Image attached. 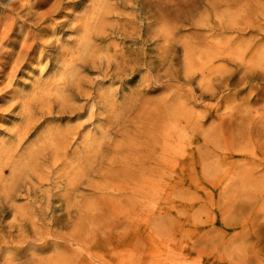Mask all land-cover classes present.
I'll return each mask as SVG.
<instances>
[{
  "label": "rangeland",
  "instance_id": "rangeland-1",
  "mask_svg": "<svg viewBox=\"0 0 264 264\" xmlns=\"http://www.w3.org/2000/svg\"><path fill=\"white\" fill-rule=\"evenodd\" d=\"M154 1L147 0L148 4L144 7H142L141 0H131L124 4L113 0L108 1L112 8H108V12L103 14L104 9L101 6L99 19L94 17L95 29H93L96 33L91 35V39L85 47H82L83 41L79 39L81 35L71 31V24L64 27L55 26L54 23L43 25L46 26L49 34H55L62 45L71 51L66 58L72 57L76 60L67 74L78 75L75 77L82 82L83 90L89 92L90 96L86 99L80 97L73 103L75 107L85 106L83 112H80V116L71 118L66 116L62 120H55V117L49 116H44L41 119L40 116H37L40 126L30 132L31 137L25 141L22 148L35 144L33 148L36 149L49 144L52 145L53 150L57 149V141L60 138L56 134L57 130L66 132L68 129L79 125H85V128L78 129L75 134H72L75 139L72 140L74 143L68 146L69 153L67 155L69 158L73 156L72 150L80 152L83 145L87 144L86 149L96 146L101 135L96 133L95 128L105 124L102 117L97 115V113L100 115L103 112L102 107H100L102 102L100 101L101 105L97 104L98 106H96L94 101L95 99L97 101L98 95L105 98L103 95L105 94L107 100L116 104L115 115H118L120 124L137 116L143 107L144 110L150 108L158 126L164 121L163 119L168 120V116L171 117L172 105L179 99L181 108L185 111L181 119L184 131L183 152L184 154L194 152V159L190 157L185 160L184 166L177 173L181 176L177 177L176 173H171L169 177L176 175L174 176L176 180L182 182L179 196L170 200L172 201V208L170 202L169 204L167 202L162 211L163 214L153 217V223L151 225L147 223L146 228L140 229L136 234V239L139 238L141 242L132 246L133 241L127 240L118 252L121 251L123 254L128 251L135 252V259L138 252L143 253L144 257H150L151 254L155 255L160 247H166V245L169 247L172 242L177 240L178 236L173 238L174 232L179 231V234L176 235L181 237L183 234L185 237V232L194 230L193 225H197V239L200 242L207 231H210L209 234L212 237L225 233L228 236L232 256L243 254L248 256L250 264H259L255 262V259L264 264V198L254 195V192L247 189L248 197L237 200L241 191L239 185L233 188L231 194L221 196L222 185L212 189L208 183L201 180V169H209L217 167V165L220 167V163L216 161L217 158H209L208 155L203 154L198 162L199 159L197 158L202 150L199 149L198 153L196 152V143L206 140L207 135L220 134L219 136H222L225 132L229 133L234 128L238 130L239 127L244 126L241 122L242 117L248 116L250 118L249 123L257 127L264 126V17L260 16L259 18L258 14L256 15L257 9L264 11V0H253L254 2L251 3L250 0H230L231 6L229 8L220 0V3L217 0L216 3L214 0ZM86 2L79 1L76 4L78 10L74 14L82 13ZM46 8L48 6L36 10L39 14H43L42 12H45ZM114 10L117 14L113 13ZM233 17L234 21L239 23V28L236 27L234 30L222 29L228 24L226 19ZM62 18L64 17H55L54 22L59 25V22L63 20ZM224 21L226 22L224 23ZM164 22H166L164 26L166 33L163 37L159 33L162 29L161 24ZM244 22L247 26L243 24ZM23 39L22 36L19 41ZM49 39L50 37L46 36L41 40L44 42ZM75 40L77 41L75 42ZM86 40L88 39H85V42ZM28 44L30 45V43ZM115 44L117 47L114 46ZM4 48L7 50L9 47L4 45ZM216 48L224 49L225 51L223 50L222 53L231 51L229 56L232 57L229 58L227 55L228 57L222 59L221 57L214 58L208 63V65L211 63L209 67H203V63L208 62V59L205 58L208 51H213ZM18 50L19 48L15 52ZM36 50L25 57L26 66L19 69L14 77H9L0 70V140H8L13 129L15 130V126L19 124L15 116L11 118V116L16 115L15 111L12 112V109L8 108L7 104H3L1 99L6 102L11 96L14 97L13 102L17 100L23 101V103H38V100L31 101L34 92L38 91V83L41 82L40 85L44 83L50 88L60 78L58 72H61L62 68L57 69L53 66V61L49 63L50 68H45L48 61L46 56L50 54L56 56L60 51L45 50L41 46ZM246 50H249L248 53ZM252 52L255 54V63L253 64L254 68L249 70L244 64L247 63L249 56L253 54ZM244 53L245 59L241 63L239 59ZM107 60L118 61L119 64L125 66V69L127 68L126 71H123L121 80L116 82L110 77L115 66L114 64L109 66L106 63ZM83 61L89 62L86 68L81 67ZM91 62L95 64L92 66ZM60 64L62 65V63ZM131 68L135 69L133 73H131ZM7 73L9 74L8 71ZM105 74L108 75L106 78L104 77ZM47 89H45L46 93L43 92L46 97L49 94ZM53 113L54 116L58 115L56 110ZM91 116L95 118L92 119ZM205 116L207 118L202 127L205 133L204 137L202 140H195L193 145L189 146L193 137L196 138L197 130L195 132L193 129L195 122L198 120L200 127V120ZM209 122L212 123L211 127H208ZM51 133L53 135H50ZM113 133V131L112 134L109 133L110 138L114 137ZM47 136L50 139L53 137L54 140H51L55 144L51 143L52 141L48 142ZM245 136L247 137L243 139L244 141L246 139L264 141L263 132L255 131L251 136ZM221 140L225 141V139ZM198 145L201 146V143ZM238 147H244V145L235 146V148ZM257 163H260L261 166L255 168V176L259 177L264 174V159H259ZM40 165L43 166L38 171V175L44 179L34 180L32 182L33 188L30 189L31 192H27L30 186L25 184L20 187L12 202L4 205L0 203V264L5 263L4 259H12L10 264H52L57 262L60 256L61 258L70 257V255L72 256L70 251H78L79 249L76 246L70 248L68 246L70 243L63 240L65 235L68 234L66 237L69 238L72 231H80L81 234L88 232L87 226H84L86 222L83 223L77 213H84L85 206L94 202L91 197L93 189L89 187L88 182L90 179L84 178L83 185L77 191L74 190L73 193L68 194L69 192L65 190L66 182H62V185L61 181L58 180L60 173L67 172L62 170L63 165L60 166L61 168L57 167V172L51 174L50 178L49 172H47L49 171L48 165L44 164L42 160ZM5 177H9V169L5 172ZM90 181L97 183L98 179L91 178ZM198 182L200 183L197 184ZM173 185L170 184L169 186L172 187ZM226 196L235 197L236 200L228 202ZM242 204L248 208H242ZM180 206L189 209V211L184 214L180 213ZM195 206L200 208L199 212H196L197 214L194 213ZM177 207L179 210L175 209ZM228 211L231 215L228 214ZM116 219L112 218L113 221ZM33 221L35 224H32ZM243 222L246 224L243 225ZM155 224H158L157 230L153 227ZM233 224L242 225L238 228ZM82 226L83 228H81ZM76 227L79 230H76ZM160 228H164L163 231ZM19 229L20 231H17ZM180 229L185 230V232H180ZM119 235H122V232ZM34 236L36 237L34 238ZM104 236L101 237L104 242L100 244L101 250L109 249L111 237L107 239V235ZM148 239H151L152 245L150 244V247H153V253L149 246L145 248ZM3 240L9 244H6L7 248H4ZM99 248L98 250H100ZM178 256L177 253L175 261H177ZM214 256L220 258L223 253L221 250L215 249ZM73 257L75 258V254ZM181 259V262L185 261L184 264H201L204 262L202 250L201 253L194 252L191 254L189 259ZM239 259H235L237 264L247 263L245 258L243 263ZM123 261L125 263L126 259ZM229 263L235 264L234 262L223 264Z\"/></svg>",
  "mask_w": 264,
  "mask_h": 264
},
{
  "label": "bare ground",
  "instance_id": "bare-ground-1",
  "mask_svg": "<svg viewBox=\"0 0 264 264\" xmlns=\"http://www.w3.org/2000/svg\"><path fill=\"white\" fill-rule=\"evenodd\" d=\"M79 1H87V4L84 7V10H82V13L74 14L75 11L78 10V6L76 4ZM108 1L110 0H0V70L5 72L9 77H14L15 73L19 72V69L26 66L25 57L37 51L36 48L39 46L45 50L48 49L49 51H60L56 54V56L51 54L46 56L48 61L45 64V68H50L49 63L52 61L53 66L57 67V69L62 68V71L58 72L60 78L55 85H51L49 88L48 85H44V83L41 85V82L38 83V91L34 92L31 100L32 102L33 100H38V103H23V101L20 102L17 100L13 102L14 97L11 96L6 102L1 99L3 104H7L8 108L12 109V112L15 111L16 115L11 116V118L15 116V118L19 121V124L15 126V130L13 129V132L11 131L12 134L9 135L8 140H0V203L4 205L12 202L15 195L20 190V187L25 184L30 186L27 192H31L30 189L33 188L32 182L34 180L40 181L44 179L38 175V171L43 166L40 165L41 160L44 164L49 166H47V169H49V171H47L49 172V178L50 175L55 173L58 169L57 167L61 168L60 166L63 165L62 170H66L67 172L60 173L58 180L61 181V184L62 182H66L65 190L69 192L68 194L73 193L74 190L77 191V189L83 185L84 178L90 180L91 178H97L98 182L88 181L89 187L93 189L91 197L94 202L89 206H85V208L83 207L85 209L84 213H77V216L81 218V221H83V223L86 222L84 226H87V234H81L80 231H72L69 238L66 237L68 234L63 238V240H66L65 242L70 243L68 245L70 248L74 246L78 247V251H70L72 253V256L70 255V257L67 256L61 258L60 256V259L52 264H184L185 261L181 262V258L184 260L189 259L191 254L194 252L201 253V250L202 257H204V262L201 264H223L225 262H234L237 264L235 262L236 258H240L239 260L242 263L245 258V261L247 262L245 264H250L247 255L236 254V256H232L231 248L228 243V236L225 233H220L216 235V237H212L210 236L211 234H209L210 231H207V233L202 236L200 242L197 239V225H193L194 230L189 232H185V230L180 229V232H185V237H183V234L181 237L180 235H176L179 234V231L174 232L173 238L178 236L177 240L172 242L169 247L167 245L166 247H160L157 250V253L155 255L151 254L150 257H144L143 253L138 252L135 259V252L132 253L131 251H128L125 254L121 251L118 252L120 247H123L127 240L131 242L133 241L132 246H136V244L141 242L139 238L136 239V234L140 229H145L147 223L151 225L153 223V217L161 216V214H163L162 211L166 207L167 202L168 204L170 202V207L172 208V201L170 200L179 196L182 182L176 180L174 177L176 175L171 178L169 177L171 173H179V170L182 166H184V162L187 158L191 157L194 159V152H191V154H184L183 152L184 131L181 125V119L183 114H185V111L182 110V105L179 102V99L172 105L173 108L171 109V117L168 116V120L163 119L164 121L158 126L150 108L148 110H144L143 107L141 111H139V114L137 113V116L133 117L129 121H125L126 123L122 122L120 124L117 117L118 115H115V111H117L116 104L113 101L107 100L105 94H103L105 98L98 95L97 101L96 99L94 101L96 102V106H98L97 104L101 105L102 102L100 107H102L103 112H101L100 115L97 113V115L98 117H102L105 124L95 128L96 133L101 135L100 139L96 142V146L86 149L87 144L83 145L80 152H74V150H72L73 156H70L71 159L69 158L67 155L69 153L68 146L73 144L74 142H72V140L75 139L72 134H75V131L78 129L80 130L83 127L85 128V125H79L75 128L73 127L68 129L66 132L57 130L56 134L60 137L57 141V149L55 148L53 150L52 145L49 144L44 147L42 146V148L37 147L36 149L33 148L35 144L22 148L25 141L31 137L30 132L40 126V124H38L39 119L37 120V116H40L41 119H43L44 116L55 117V120H62L66 116H69L70 118L80 116V112H83L85 106L81 105L75 107L73 103L80 97L86 99V97L90 96L89 92L83 90L82 82L75 77L78 75L73 73L67 74L71 70L70 67L76 60L72 57L69 59L66 58L71 51L67 50L65 46L62 45L55 34H49L46 26L43 25H46L47 23H54L55 26L64 27L71 24V31L81 35L82 38L80 37L79 39L83 41L82 47H85L87 42L90 41L91 35L95 32L94 21L96 17L98 19L100 17L99 12L101 6H103L104 9L103 14L105 12L107 13L108 10L112 8V5L110 6ZM113 1L124 4L131 0ZM214 1L216 3V0ZM220 1L227 5V8L231 6L229 3L230 0ZM158 2L160 1L158 0ZM217 2H219V0H217ZM251 2L254 1L250 0V3ZM141 4L142 7H144L148 4V2L147 0H141ZM156 5L158 6V4ZM47 6V10L42 12L43 14H39L36 10L39 8L43 9ZM256 12V15L258 14L257 16H259V18L260 16L264 17L263 10L260 11L257 9ZM113 13L117 14L115 10ZM55 17L64 18H62L63 20H61L58 25L54 22ZM67 20L72 22H68ZM222 20L220 19L221 22ZM226 21L228 24L225 27H223L222 24V29L225 28L227 30H234V28L239 25L237 21H234V17L226 19ZM226 21H224V23ZM73 22H77V24H74ZM243 24L247 26L246 22ZM161 25L162 29L160 30L159 35L164 37L166 33V29H164L166 22ZM22 36L24 39L19 41ZM46 36L50 37V39L42 42L41 39ZM85 39L88 40L85 42ZM76 41L77 40H75V42ZM28 43H30V45ZM4 45L9 48L5 50L6 48H4ZM114 46H116V44ZM18 48L19 50L15 52ZM223 50L216 48L213 51H208L207 57H205L208 59V62L203 63V67H209L211 63L209 65L208 63L214 58H226L232 53L231 51H229V53H222L225 51ZM248 51L249 50H246L247 53ZM252 53L253 54L249 56L247 63L244 64L249 70L254 68L253 64L255 63V54L254 52ZM230 57L232 56H229V58ZM243 59H245V53L242 57H240V62ZM60 63L65 66V69H63L64 66ZM106 63L109 64V66L112 64L115 66V70L112 71L110 77L116 82L121 80L123 71H126L127 68L125 69V66L119 64L118 61L115 62L107 60ZM87 64H89V62L83 61L81 63V67L86 68ZM94 64V62H91L92 66ZM102 64L103 62L101 63V66ZM131 70V73H133L135 69L131 68ZM210 71L213 72L212 70ZM107 76V74L104 75L105 78ZM40 87L42 88L40 89ZM45 89L49 92L47 97ZM44 91L45 93L43 94ZM164 105L167 106L166 103H164ZM54 110H56L58 115H53ZM163 113L162 116L165 114ZM94 116H91V118H95ZM206 118V116L205 118H201L199 123L200 127L198 126V120L195 122L193 129H195V132L197 130L195 135L196 138L193 137V139L189 142V146L191 144L193 145L195 140H202V137H204L205 133L202 130V127L204 126L203 123ZM241 120L244 126L239 127L238 130L234 128L229 133L225 132L222 136H219L220 134L207 135L206 140L198 142L201 143V146L196 143V152L198 153L199 149L202 150V152L198 155V162L201 159L200 156L203 154L205 156L208 155L207 157L209 158H217L216 161L220 163V167L217 165V167L215 166L209 169H201V180L208 183L212 189L218 187V185H222L220 193L221 196H223V194H231L233 188L236 185H239V189H241V191L237 196V200L242 197H248L246 193L247 189L250 192H254V195L264 198V174L259 177L255 176V168L261 166L260 163H257V161H259V159H264V141L259 142L247 139L245 141L243 140L247 137L245 135L251 136L255 131L263 132L264 134V126L257 127L249 123L250 118H248V116L242 117ZM211 126L212 123L209 122L208 127ZM112 131L114 132V137L110 138L109 133L112 134ZM50 135H53V133ZM38 138H40V136H38ZM47 138L48 142L52 141L51 143H54L53 137H51L53 140H51L48 136L46 139ZM221 139H225V141H222ZM238 144H243L244 147L235 148ZM48 153L50 154L49 156L47 155ZM249 166H251V168H249ZM8 169L9 177L6 178L5 172ZM179 176L181 175L177 174V177ZM49 181H51V179H49ZM199 183L200 182L197 184ZM170 184L174 185L170 187ZM235 200V197L226 196V201L228 202H234ZM242 206L244 209L248 208L244 204H242ZM175 209L179 210V207ZM199 209L200 208L195 206L194 213H198ZM188 211L189 209L180 206V213L182 212V214H184ZM228 214L231 215L229 211ZM112 218L117 219L113 221ZM32 224H35V221H33ZM245 224L246 222H243V225ZM234 225L235 224H233V226ZM241 225L242 224H238L235 225V227L240 228ZM157 226L158 224H155L153 227L157 230ZM230 226L232 227V224H230ZM81 228H83V226ZM228 228H230L229 225ZM35 229H33V232H35ZM75 229L77 230L78 228L76 227ZM163 229L164 228H160L161 231H163ZM17 231H20V229ZM121 232L122 235H119ZM104 235H107V239L108 237H111V239L109 240V249L105 248V250H101L99 247L101 243H104L101 238ZM35 237L36 236H34V238ZM10 242L12 243V241ZM3 244H5L4 248H7L6 244L8 243H5L4 241ZM150 244L152 245L151 239H148L145 243V248L148 246L150 247ZM98 248L100 250H98ZM215 249L221 250L223 256L216 258L214 256ZM150 251L153 253V247H150ZM177 253L179 256L176 258L177 261H175ZM74 254L75 258L73 257ZM125 259L126 262L124 263L123 260ZM4 262V264H10L12 259H4ZM255 262L261 264L258 259H255Z\"/></svg>",
  "mask_w": 264,
  "mask_h": 264
}]
</instances>
